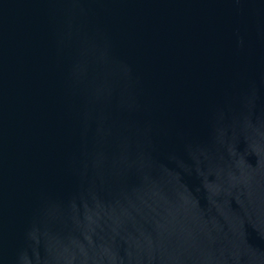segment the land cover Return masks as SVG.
Returning <instances> with one entry per match:
<instances>
[{"label": "water", "instance_id": "95a60500", "mask_svg": "<svg viewBox=\"0 0 264 264\" xmlns=\"http://www.w3.org/2000/svg\"><path fill=\"white\" fill-rule=\"evenodd\" d=\"M0 264H264V0H0Z\"/></svg>", "mask_w": 264, "mask_h": 264}]
</instances>
